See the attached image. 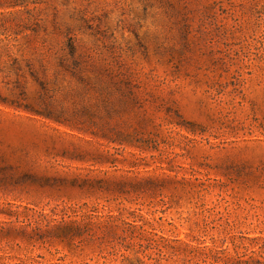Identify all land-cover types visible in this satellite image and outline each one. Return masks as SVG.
Instances as JSON below:
<instances>
[{
  "label": "rangeland",
  "instance_id": "obj_1",
  "mask_svg": "<svg viewBox=\"0 0 264 264\" xmlns=\"http://www.w3.org/2000/svg\"><path fill=\"white\" fill-rule=\"evenodd\" d=\"M0 264H264V0H0Z\"/></svg>",
  "mask_w": 264,
  "mask_h": 264
}]
</instances>
